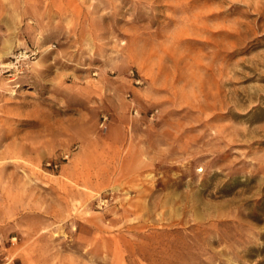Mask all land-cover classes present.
I'll list each match as a JSON object with an SVG mask.
<instances>
[{"label":"rangeland","instance_id":"obj_1","mask_svg":"<svg viewBox=\"0 0 264 264\" xmlns=\"http://www.w3.org/2000/svg\"><path fill=\"white\" fill-rule=\"evenodd\" d=\"M0 264H264V0H0Z\"/></svg>","mask_w":264,"mask_h":264},{"label":"built area","instance_id":"obj_2","mask_svg":"<svg viewBox=\"0 0 264 264\" xmlns=\"http://www.w3.org/2000/svg\"><path fill=\"white\" fill-rule=\"evenodd\" d=\"M199 171H202L201 169Z\"/></svg>","mask_w":264,"mask_h":264}]
</instances>
